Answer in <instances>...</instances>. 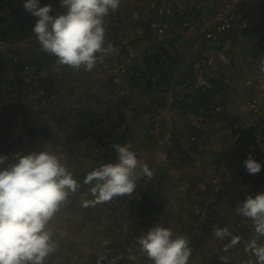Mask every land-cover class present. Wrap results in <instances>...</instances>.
Segmentation results:
<instances>
[{"label": "crops", "instance_id": "obj_1", "mask_svg": "<svg viewBox=\"0 0 264 264\" xmlns=\"http://www.w3.org/2000/svg\"><path fill=\"white\" fill-rule=\"evenodd\" d=\"M16 1L22 6L23 0ZM148 1L145 3L149 6ZM44 4H51L54 13L65 11L59 0H41V6ZM140 6L134 0H120L118 9L105 17L104 25L110 32L105 47L110 43L115 51L102 54L91 71L65 66L51 72V63L39 65L32 92L17 85L19 74L3 72L4 79L10 82L9 99L24 104L27 111L13 115L2 109L0 126L3 122L6 125L0 127V144L13 137L21 140L14 150L20 148L23 154L42 149L55 152L62 156L74 178L80 175L79 190L69 194L50 221L56 250L44 264H152L137 241L157 224L170 228L174 237L188 240L189 264H249L255 257L246 248L256 234L252 227L237 245H230L231 236H238L236 230L244 219L235 213V208L243 201L244 188L256 179L264 180V175L260 176L263 169L256 175L247 173L244 155L235 149V144L242 140L234 134L232 124L240 121L249 125V103L254 99L264 103V72L259 68L263 56L250 47L246 35L228 37L231 52L224 58L226 63L221 60L217 66L224 79L209 94H198L200 107L220 106L222 112L216 120L204 123L199 131L201 146L193 150L189 131L196 124L197 113L193 106L183 113L173 99L178 82L192 75V58L198 45L184 38L180 18L168 19L176 38L168 41L169 61L161 70V81L157 87H151L149 78L157 74L156 68L142 50L151 45L153 35L141 18ZM0 8L2 18L8 10L5 6ZM1 25L7 24L1 19L3 38ZM135 27L148 31L144 39L137 38ZM7 39L14 44L0 47V59L8 50L18 51L32 62L39 55L47 59L50 56L42 51L35 35L24 40ZM129 50L137 52L136 69L143 76L128 88L127 96L117 98L112 76ZM112 110L122 115L121 131L112 127L108 117ZM99 120L104 125L96 129ZM115 144L134 151L140 164H146L153 175L138 179L131 195L96 203L91 193L93 185L85 184L84 178L93 169L109 163L106 160L116 161L114 150L112 161L105 154L100 156L97 150H108ZM8 148L6 145L4 155ZM202 220L200 240L195 241L192 234ZM215 223L219 228L226 227L231 236L216 238ZM101 237L105 240L99 241ZM259 242L264 243V237ZM126 253L129 256L125 257Z\"/></svg>", "mask_w": 264, "mask_h": 264}, {"label": "clouds", "instance_id": "obj_2", "mask_svg": "<svg viewBox=\"0 0 264 264\" xmlns=\"http://www.w3.org/2000/svg\"><path fill=\"white\" fill-rule=\"evenodd\" d=\"M59 3L65 11L54 13L52 5L41 6V0H23L22 7L35 18V38L43 52L56 58L57 66L91 71L102 54L115 51L110 43L105 47L104 20L118 9L120 0ZM4 60L5 56L0 62L6 64ZM260 71L264 72V59L260 61ZM112 147L116 161L93 169L84 178L85 184L93 185L91 193L96 203L131 195L138 179L153 175L127 146ZM244 167L249 175H256L264 166L249 156ZM79 188L62 156L55 152L42 149L16 153L11 160L0 155V264H44L56 250L50 221L69 194ZM235 213L251 220L256 234L246 248L255 257L249 264H264V243L259 242L264 237V192L247 196L236 206ZM213 232L218 239L231 236L226 227H217ZM239 241V236H231L230 245ZM137 243L152 264H188L191 256L188 240L174 237L170 228L159 224L140 236Z\"/></svg>", "mask_w": 264, "mask_h": 264}, {"label": "built area", "instance_id": "obj_3", "mask_svg": "<svg viewBox=\"0 0 264 264\" xmlns=\"http://www.w3.org/2000/svg\"><path fill=\"white\" fill-rule=\"evenodd\" d=\"M156 8L158 14L149 21L147 26L153 35V41L151 45L142 50L146 56L153 57L150 64L156 68L155 78H149L152 87L158 86L163 75L161 70L169 61V55L166 51L168 41L171 42L173 38H176L168 26L167 19L174 15L178 16L182 20L184 38L198 45V49L192 58V75L178 84V97L173 99V104L180 108L183 113L188 112L189 106H193L197 113L194 116L196 124L192 126L193 130L189 131V140L193 144V150H195L201 146L199 131L202 130L204 123L216 120L222 112L220 106L200 107L198 94H209L215 89L216 84L224 79V73L217 66L231 52L227 45L228 37L235 35L238 37L239 34L246 35L250 47H255L256 53L263 56L261 60L264 59V0H160ZM166 17L168 18L165 19ZM135 31L137 38L140 36L141 39H144L148 33L142 27H135ZM13 44V41L0 38V47L9 48ZM201 44H203L202 48ZM136 57L137 52L129 50L125 60L112 77L115 94L118 96L125 95L126 90L130 89L133 76L136 73L139 75L138 72L134 71L135 65L133 66L132 63L136 61ZM5 60H7L6 64L0 62V72L6 70L19 74V79L23 82V85H19V87L24 90L28 89L29 92L34 90L33 82L39 72V65L51 63V72L59 67L56 64V58L52 55L47 60L43 55H40L38 64V62L26 59L16 50L6 51ZM28 74L31 75L28 76ZM5 82L9 84L0 81V112L5 109L13 115L25 113L27 109L24 104L17 101L12 102L9 99L7 88L10 82L6 79ZM249 107L251 109V123L245 126L240 121H234L232 124L234 134L242 140V143L235 144V149L242 152L245 159L252 156L264 166V103L259 99H254L249 103ZM5 125L3 122L0 127H5ZM18 141L21 142L18 138L13 137L6 140L5 145L9 146L6 154L10 160L16 153L23 154L21 151L14 150ZM1 155L4 153L2 152ZM261 192H264V180L253 181L244 188L242 200L249 195L255 196ZM202 222L203 220L194 230L197 236H201ZM218 226L217 224L216 228ZM251 228V220L244 218L235 235L243 237Z\"/></svg>", "mask_w": 264, "mask_h": 264}, {"label": "trees", "instance_id": "obj_4", "mask_svg": "<svg viewBox=\"0 0 264 264\" xmlns=\"http://www.w3.org/2000/svg\"><path fill=\"white\" fill-rule=\"evenodd\" d=\"M0 2L3 4V5H0V7L4 8V6H5L8 10V12H4L3 17L0 18V21L2 19V22L4 24H7L5 27L1 25L2 27H4L3 28L4 32H1L2 37L5 39L13 37V38H18V39L24 40L26 38L34 36V33L32 31V27L35 23V18L32 17L29 13H27L22 8L21 3L17 2L16 0H8L7 2L0 0ZM1 9L2 8H0V10ZM39 56H37V57H39ZM149 58H153V57L149 56ZM45 59L47 60V57H45ZM39 61L40 60L38 59L36 62H38V64H39ZM134 71L138 72V69H136V66L134 68ZM142 76H143L142 73H139V75H137V73H136L131 80L130 87L135 86L138 83V81H140V78ZM0 81L2 83H6L4 81V77H0ZM18 84L21 86V85H23V82H21V80L19 79ZM149 84L152 85V83L150 81H149ZM27 91H28V89H27ZM46 93H48L47 90H46ZM263 175H264V167H263V170H262L260 176L263 177ZM246 181H247V179H246ZM256 181H257V179H256Z\"/></svg>", "mask_w": 264, "mask_h": 264}, {"label": "rangeland", "instance_id": "obj_5", "mask_svg": "<svg viewBox=\"0 0 264 264\" xmlns=\"http://www.w3.org/2000/svg\"><path fill=\"white\" fill-rule=\"evenodd\" d=\"M136 3H138V6H143V8H142V12L140 13V15H141V18H142V20H144L146 23H148L149 24V21H150V18H154L155 16H157V8H156V6H157V3H159V1L160 0H153V2H152V0H150V1H148V3H149V6H148V4L147 3H145L146 2V0H143V1H141V0H134ZM140 6V7H141ZM150 9V10H144V9ZM153 8V9H152ZM160 18H163V17H160ZM168 17H166L165 19H167ZM169 19H176V20H178L179 19V17L178 16H176V15H174V16H172L171 18H169ZM168 20V19H167ZM173 20V21H174ZM144 22V23H145ZM143 22H142V24H144ZM106 32H105V40L106 39H108V36L110 35V32H109V27L107 26L106 28ZM136 32V31H135ZM175 36H176V34H175ZM148 38V37H147ZM138 39H140V36L138 37ZM39 59V57L37 58V60ZM136 61H133L132 63H133V66L135 65H137V63H138V61H137V57H136V59H135ZM225 63H226V61H225ZM121 66V63L117 66V68L115 69V72H116V70L119 68ZM115 72L113 73V76H114V74H115ZM139 73V72H138ZM4 76H6V74H4ZM112 76V77H113ZM151 76V75H150ZM149 76V77H150ZM0 77H3V74H0ZM152 78H155V76H153ZM160 79H161V77H160ZM142 82H144V80H142ZM160 82V81H159ZM180 82H178V84H179ZM113 84V83H112ZM18 86H19V84H17ZM177 87H178V85H177ZM179 89V87L177 88V90ZM177 92V91H176ZM130 93V91H129V89H127L126 90V94L125 95H114L115 97H117V98H119L120 96H127L128 94ZM174 96H175V98H177L178 97V95H176V94H174ZM120 98H122V97H120ZM120 112V111H119ZM118 111H114V110H112V113H110L109 115H108V117H109V119H111V124H112V127L115 129V130H119L120 129V131L122 130V125H123V120H122V115L119 113ZM102 119V118H101ZM96 125H98V126H96V129H99V128H101V126L102 125H104V122L102 123V120H99L98 121V123L96 124ZM63 127V126H62ZM1 145V150H0V155H1V153L3 152L4 153V150H5V144H0ZM8 150H9V148H8ZM8 150H7V152H8ZM97 150H98V154L101 156H103L104 157V154H105V156H107L108 157V159H110L111 161L113 160V158L115 157V155L113 154V148H110V149H108V150H105V149H102L101 150V148L100 147H98L97 148ZM19 151H21L20 150V148L17 150V152H19ZM106 151H107V153H106ZM6 152V153H7ZM21 152H23V151H21ZM10 160V159H9ZM107 162H110V161H108V160H106ZM79 177H80V175H76L75 176V178H77L76 180L79 182ZM99 224V223H98ZM102 226H104V224H101ZM127 225H129V224H127ZM91 225L90 224H88V227H90ZM93 227V226H92ZM192 237H195V241H198V240H200V237L199 236H197L196 234L193 236V234H192ZM199 237V238H198ZM101 240H105L103 237H101L100 239H99V241H101ZM104 244V242H102V245ZM130 255H134L133 253H130ZM126 256H129V253H126L125 254V257ZM114 258L115 259H117L118 258V254H116L115 256H114ZM188 264H189V262H188Z\"/></svg>", "mask_w": 264, "mask_h": 264}]
</instances>
